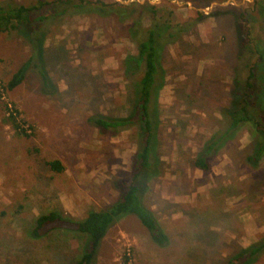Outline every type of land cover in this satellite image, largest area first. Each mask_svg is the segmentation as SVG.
<instances>
[{
  "label": "rangeland",
  "instance_id": "1",
  "mask_svg": "<svg viewBox=\"0 0 264 264\" xmlns=\"http://www.w3.org/2000/svg\"><path fill=\"white\" fill-rule=\"evenodd\" d=\"M148 1L174 8L180 21L194 19L198 11L205 15L163 54L159 175L147 184L143 199L168 243L158 245L135 216L127 215L108 229L94 264H125V258L127 264H224L264 233V158L256 167L247 162L253 143L243 127L209 170L190 160L224 124L221 110L232 99L234 57L247 30L264 40V14L253 7L254 0ZM46 32L41 58H33L24 80L0 97V264L78 259L81 240L56 229L61 224H50L55 229L37 240L27 228L36 215L52 209L81 219L91 209L109 206L131 173L137 146L134 128L100 131L87 121L93 114L128 112L120 68L136 47L125 26L64 15L48 22ZM33 53L18 31L0 32L1 82ZM4 103L15 105L28 135L4 121ZM53 159L61 162V172L47 165ZM253 264H264V253Z\"/></svg>",
  "mask_w": 264,
  "mask_h": 264
},
{
  "label": "trees",
  "instance_id": "2",
  "mask_svg": "<svg viewBox=\"0 0 264 264\" xmlns=\"http://www.w3.org/2000/svg\"><path fill=\"white\" fill-rule=\"evenodd\" d=\"M45 6L49 10L43 13ZM253 7L259 14H264V0H254ZM64 15L113 19L125 26L127 38L136 47V53L128 54L120 68L127 81L125 107L128 112L119 117L93 114L87 121L100 131L117 133L134 128L137 146L131 173L127 179L120 181L122 191L109 206L100 210L91 209L81 219H75L61 209L39 213L33 218L26 234L33 240L41 239L51 229H55L53 226L48 228L50 224L59 223L61 225L56 229L70 231L81 240L79 258L62 264H94L108 229L122 217L133 215L146 228L154 242L165 246L168 236L154 210L143 199L147 184L159 175L157 148L162 113L159 96L166 83L163 54L167 46L178 41L205 15L198 11L194 19L180 21L174 8L167 9L148 0L142 3L137 0L128 3L117 0H36L29 4L0 1V32L18 31L27 38L34 52L7 82L0 80V97L24 80L32 59L39 60L42 56L48 22ZM241 17L246 20L245 13ZM232 68V99L221 110L224 124L202 143L201 149L190 160L195 168L203 171L209 170L211 160L243 127L247 128L253 143L250 154L246 156L247 162L256 167L264 158V40L247 30ZM40 72L46 81L44 72L41 69ZM3 107L6 111L4 121L17 133L28 135L23 127L24 120L19 119L15 105L4 103ZM47 165L55 172L63 170L57 159L47 161ZM262 253L264 233L250 245L239 247L224 264H253ZM127 260L124 259L125 264Z\"/></svg>",
  "mask_w": 264,
  "mask_h": 264
},
{
  "label": "built area",
  "instance_id": "3",
  "mask_svg": "<svg viewBox=\"0 0 264 264\" xmlns=\"http://www.w3.org/2000/svg\"><path fill=\"white\" fill-rule=\"evenodd\" d=\"M10 106V105H9Z\"/></svg>",
  "mask_w": 264,
  "mask_h": 264
}]
</instances>
